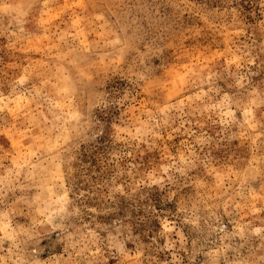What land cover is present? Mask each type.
<instances>
[{"label": "rangeland", "instance_id": "rangeland-1", "mask_svg": "<svg viewBox=\"0 0 264 264\" xmlns=\"http://www.w3.org/2000/svg\"><path fill=\"white\" fill-rule=\"evenodd\" d=\"M0 264H264V0H0Z\"/></svg>", "mask_w": 264, "mask_h": 264}]
</instances>
